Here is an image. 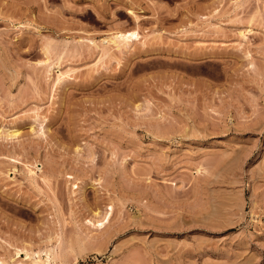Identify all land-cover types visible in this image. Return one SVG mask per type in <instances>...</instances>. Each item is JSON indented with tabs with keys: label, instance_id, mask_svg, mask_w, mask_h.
<instances>
[{
	"label": "rangeland",
	"instance_id": "374dc122",
	"mask_svg": "<svg viewBox=\"0 0 264 264\" xmlns=\"http://www.w3.org/2000/svg\"><path fill=\"white\" fill-rule=\"evenodd\" d=\"M56 237L59 264H264V0H0V264Z\"/></svg>",
	"mask_w": 264,
	"mask_h": 264
},
{
	"label": "bare ground",
	"instance_id": "6f19581e",
	"mask_svg": "<svg viewBox=\"0 0 264 264\" xmlns=\"http://www.w3.org/2000/svg\"><path fill=\"white\" fill-rule=\"evenodd\" d=\"M128 14H130V15H132L133 14V12L131 11V10H129V12H128ZM133 16V15H132ZM135 19V18H134ZM248 31H251V30H248ZM245 32L246 31H244V32H240L239 33V36H241V37H244V34H245ZM139 33L138 32H130V33H118V34H115L114 36H112V38H108V43H111L112 45H114L115 46V48H119V46L121 45V44H123V43H133V42H136V41H138L139 40ZM121 47V46H120ZM6 134V136L7 137H10V139L11 138H14V137H16L17 135H18V132L17 131H10V132H6L5 133ZM108 216V215H107ZM107 216H105V217H107ZM107 219V218H106ZM106 219H105V221H106ZM104 221V222H105ZM90 222V221H89ZM93 225V224H92ZM98 225V224H97ZM104 224L101 222V223H99V227L100 228H102V226H103ZM95 226H96V224H95ZM59 237V236H58ZM57 238V237H56ZM58 241V242H57ZM58 243V245H57V247H55L56 245H54L53 246V248H50V249H48V248H45L44 250L45 251H40V252H43L42 254H44V258L45 259H42V257L40 256V252L39 251H37L36 253H31V254H29L28 252H25L23 249H22V251H24L25 252V255H26V258L28 259V260H30L31 258H32V260L33 261H31L32 262V264H40V263H43V264H59V263H61V259L63 258L62 256V254H63V249H62V242H61V238L58 240V238H57V240H56V244ZM53 245V244H52ZM51 247V246H50ZM21 250V249H20ZM19 250V251H20ZM18 251H15V253L13 254L16 258H17V256H18ZM13 256V257H14ZM18 259V258H17ZM15 264H22V261L20 262H18V261H16V263Z\"/></svg>",
	"mask_w": 264,
	"mask_h": 264
}]
</instances>
